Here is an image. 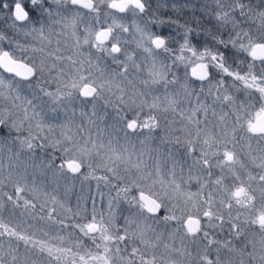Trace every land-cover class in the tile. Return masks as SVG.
<instances>
[{"label": "snow or ice", "instance_id": "obj_1", "mask_svg": "<svg viewBox=\"0 0 264 264\" xmlns=\"http://www.w3.org/2000/svg\"><path fill=\"white\" fill-rule=\"evenodd\" d=\"M0 26V264H264V4L0 0Z\"/></svg>", "mask_w": 264, "mask_h": 264}, {"label": "rangeland", "instance_id": "obj_2", "mask_svg": "<svg viewBox=\"0 0 264 264\" xmlns=\"http://www.w3.org/2000/svg\"><path fill=\"white\" fill-rule=\"evenodd\" d=\"M204 2H207V0H186V2L184 3V0L182 1V3L180 4L181 6L182 5H184V4H189V5H196L197 6V9L199 8V5L201 4V3H204ZM246 2H248V0H246ZM250 2L253 4V6H259V5H261L262 3H260L261 2V0H250ZM162 12H164V11H162ZM184 12H192V11H190V10H188V9H184L183 10V13L180 15V17L181 18H185V15H184ZM195 12H197V14H198V16L199 17H201V13H200V11L199 10H197V11H195ZM186 15H187V13H186ZM188 16V15H187ZM194 15H192V14H190V16L189 17H193ZM204 23H207V21H203ZM156 31L157 32H162L163 34H165V35H167L170 31H172V28H170V29H168V28H166L165 29V27H162V28H159V27H157V29H156ZM179 38V37H178ZM21 39H22V37H21ZM179 74L180 75H182L183 73H182V70L179 72ZM89 110H90V106H89ZM110 112V111H109ZM75 193H79L80 192V183L77 181L76 182V187H75ZM95 191H96V189H95V184H94V186L92 185V193L93 194H95ZM88 193H87V189H85V195H87ZM105 194H106V196H107V192H105ZM71 202L74 204L75 203V196L73 195L72 197H71Z\"/></svg>", "mask_w": 264, "mask_h": 264}, {"label": "flooded vegetation", "instance_id": "obj_3", "mask_svg": "<svg viewBox=\"0 0 264 264\" xmlns=\"http://www.w3.org/2000/svg\"><path fill=\"white\" fill-rule=\"evenodd\" d=\"M182 1H183V0H167V3H168L169 5H171V4H173V3H175V4H177V5H180V4L182 3ZM185 2H186V0H184V3H185ZM152 3L155 4V3H156V0H152ZM162 11H164V12H162ZM182 13H183V10H182V12L180 13V15H181ZM161 15H164V16H169V15H171V16H175L176 13H174V12L172 11L171 7H169L167 10H161ZM182 20H184V19L181 18V22H182ZM163 27H165V29H166V28L170 29V27L167 26V25H165V26H163ZM156 29H157V27H153V28H152L153 31H156ZM181 30H182V29H181ZM181 30H179V31H181ZM156 32H157V31H156ZM181 32H182V31H181ZM192 40H193V43H197V44L202 43V41L197 40V37H196V36H193V37H192Z\"/></svg>", "mask_w": 264, "mask_h": 264}, {"label": "trees", "instance_id": "obj_4", "mask_svg": "<svg viewBox=\"0 0 264 264\" xmlns=\"http://www.w3.org/2000/svg\"><path fill=\"white\" fill-rule=\"evenodd\" d=\"M260 3L264 4V0H261ZM186 13H187L188 16L186 15ZM190 14H192V15H194V16L191 18V17H189ZM184 15H185V18H183V19H189V20L194 19V17H199L198 14H197V12H195V13H193V12H184ZM182 22H183V20H182ZM202 23H204V22L202 21ZM195 26H196V25L193 23V27H195ZM0 27H2V26H0ZM181 31H183V30H181ZM197 40H200V41L203 42V37H202V36H201V37H197ZM109 111L111 112V109H109ZM38 154H41V153L39 152V150H38ZM93 186H94V182H93ZM101 188H102V190H103L104 192H107V189H103V186H102V185H101ZM222 235H223V234H222Z\"/></svg>", "mask_w": 264, "mask_h": 264}]
</instances>
